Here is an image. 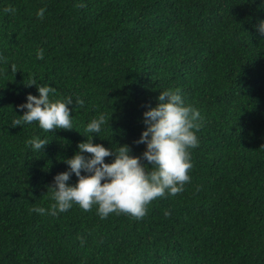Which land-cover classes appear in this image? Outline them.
I'll use <instances>...</instances> for the list:
<instances>
[{
    "label": "trees",
    "instance_id": "obj_1",
    "mask_svg": "<svg viewBox=\"0 0 264 264\" xmlns=\"http://www.w3.org/2000/svg\"><path fill=\"white\" fill-rule=\"evenodd\" d=\"M77 3L0 0V264H264V0ZM34 77L85 100L69 105L74 129L11 124L38 95ZM165 88L203 118L182 191L151 200L142 218L75 203L33 211L49 208L47 186L97 113L110 118L93 142L139 155L142 112ZM33 136L48 140L41 151Z\"/></svg>",
    "mask_w": 264,
    "mask_h": 264
},
{
    "label": "clouds",
    "instance_id": "obj_2",
    "mask_svg": "<svg viewBox=\"0 0 264 264\" xmlns=\"http://www.w3.org/2000/svg\"><path fill=\"white\" fill-rule=\"evenodd\" d=\"M77 6H83V0H78ZM3 11L14 13L15 8L6 6ZM44 13V7L36 11L40 18ZM255 27L264 33V19H259ZM35 54L38 59L43 58L44 49H36ZM26 84L35 85L38 95L27 93L25 101L16 105L24 111L16 115L12 125L36 121L48 131L74 129L70 115L73 108L69 105H84L82 97L50 95L56 89L49 83H39L35 77ZM156 101L154 106L142 112L145 127L134 141L144 144L139 155L131 154L126 143L114 142L116 147L113 148L93 142V134L100 137L98 133L109 125L110 115L100 112L92 116L85 124L88 135L83 134L85 139L78 142L73 154L63 158L68 167L55 173L52 183L47 186L52 200L49 208L35 206L33 211L58 215L75 203L84 210L95 205L101 218L113 212L142 218L151 200L182 191L184 183L190 180L188 170L192 161L189 149L199 143L196 130L201 127L203 118L198 108L185 101L179 88L160 90ZM47 141L33 136L27 143L33 150L41 151ZM106 156L112 157L110 162L105 161ZM72 174L77 177L75 183L68 182ZM168 214L165 211V215Z\"/></svg>",
    "mask_w": 264,
    "mask_h": 264
}]
</instances>
